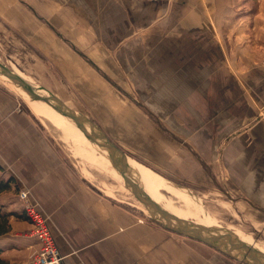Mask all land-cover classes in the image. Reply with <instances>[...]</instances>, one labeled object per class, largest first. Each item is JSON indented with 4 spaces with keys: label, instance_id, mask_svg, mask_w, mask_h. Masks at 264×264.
I'll return each mask as SVG.
<instances>
[{
    "label": "crops",
    "instance_id": "0c3cea01",
    "mask_svg": "<svg viewBox=\"0 0 264 264\" xmlns=\"http://www.w3.org/2000/svg\"><path fill=\"white\" fill-rule=\"evenodd\" d=\"M0 61L131 163L264 217V0H0ZM43 124L0 82V208L26 230L28 188L64 264H239L99 192Z\"/></svg>",
    "mask_w": 264,
    "mask_h": 264
},
{
    "label": "bare ground",
    "instance_id": "6f19581e",
    "mask_svg": "<svg viewBox=\"0 0 264 264\" xmlns=\"http://www.w3.org/2000/svg\"><path fill=\"white\" fill-rule=\"evenodd\" d=\"M21 77L27 81L29 79V77L28 79L24 76ZM1 78L10 82L5 76H1ZM10 83L24 94L19 87L12 82ZM26 103L29 106L28 108H30V110L38 116L42 122H45L50 126H48L49 129H52L59 140L67 146L73 157L77 158L81 163L82 161H85L90 164L100 166L104 168L113 178L117 179V181H122L120 174L111 165L110 158L105 149L87 138L83 130L74 124L71 119L65 116L56 107H52L43 101L28 99ZM76 111L78 112V110ZM127 162L132 177L137 180L145 192H147V194L170 215L196 224L203 229L212 230L214 228H220L232 231L247 244L264 252V241H255L251 235L242 232L240 229H232L230 226H223L219 224L214 216L205 211L198 197H195L186 190L177 187V185L175 186L172 183L167 182L160 175L149 170L145 166L138 164L135 161H132L131 163L130 158H127ZM82 171L86 176H89V172L86 168L82 167ZM101 191L109 196H112V192L108 187H105L104 190L101 189ZM138 208L141 209L145 215L149 216V212L143 205L138 206ZM223 250L231 256H238L236 250L233 248H224Z\"/></svg>",
    "mask_w": 264,
    "mask_h": 264
},
{
    "label": "water",
    "instance_id": "95a60500",
    "mask_svg": "<svg viewBox=\"0 0 264 264\" xmlns=\"http://www.w3.org/2000/svg\"><path fill=\"white\" fill-rule=\"evenodd\" d=\"M1 76H5L10 82L19 87L24 94L16 89L10 82L3 80ZM0 79L21 101L26 102L28 99L38 100L52 107H56L60 112L71 119L74 124L81 128L87 138L105 149L110 158L111 165L120 174L124 186L133 197L147 209L151 220L167 230L211 246L225 255L240 261L242 264H264V252L247 244L234 232L220 228H214L212 230L203 229L196 224L174 217L163 210L147 192H145L140 183L132 177L125 154L88 116L70 108L51 92L41 87L34 86L1 61ZM227 196L229 195L227 194ZM224 248L235 249L238 256L235 257L227 254V252L223 250Z\"/></svg>",
    "mask_w": 264,
    "mask_h": 264
},
{
    "label": "rangeland",
    "instance_id": "374dc122",
    "mask_svg": "<svg viewBox=\"0 0 264 264\" xmlns=\"http://www.w3.org/2000/svg\"><path fill=\"white\" fill-rule=\"evenodd\" d=\"M0 82L3 83L1 79ZM64 101L69 104L72 101L75 104L74 99L69 98L64 99ZM21 102L23 103V106L29 111L30 108H28L29 106L27 105V103L24 101ZM77 110L78 112L84 114L81 106H77ZM88 117L90 118V116ZM43 123L46 125L45 126L43 124L47 131V134L52 139V141H54L56 145L61 148V150L69 157L76 170L84 175L83 177L86 178L92 186H94L102 194L106 193L102 192L101 189L104 190L105 187H108L112 192L111 197L114 198V200L121 202L125 206L131 208L134 211H138L143 216L149 218V216L144 215L143 211L138 208V206L142 205L125 188L122 181H117V179L113 178L104 168L100 166L90 164L89 162L85 161H82L81 163L77 158L71 155L67 146L59 140L53 130L49 129L50 126L45 122ZM82 167L87 169V171L89 172V176L85 175V173L82 171ZM166 181L170 182L168 180ZM172 184L176 186V184ZM177 187L185 189L188 193L192 194L195 197H198L205 211L214 216L219 224L223 226H230L232 227V229H240L242 232L251 235L255 241H264V217L259 215V213L255 212L253 209H250V207H247V205L242 204L240 201H236V199H229V196H227V194L223 193L217 188H214L209 192H201L199 190L188 189L186 187L178 185ZM10 197H12V195H10ZM3 198L0 197V201ZM232 198L234 197L232 196ZM4 202H7L6 199H4ZM5 204L13 205V202ZM5 206L10 208L8 205ZM17 206V204H14L13 208H16ZM9 210L10 211L7 212H16V210L14 209ZM7 220L8 231L4 235L0 236V244H3V246L6 248L3 253L8 258L10 257L12 261L11 264H19L22 260H25L27 258L30 247L25 249V246L22 245L24 244L23 242L25 241V237H23L21 234H23L25 229H23L21 221L18 220L15 215H9ZM237 262H239V264H242L240 261Z\"/></svg>",
    "mask_w": 264,
    "mask_h": 264
},
{
    "label": "built area",
    "instance_id": "2783aa9c",
    "mask_svg": "<svg viewBox=\"0 0 264 264\" xmlns=\"http://www.w3.org/2000/svg\"><path fill=\"white\" fill-rule=\"evenodd\" d=\"M17 198L29 223L22 236L32 241L27 258L19 264H64L63 256L59 253L51 233L49 214L43 210L28 188H20Z\"/></svg>",
    "mask_w": 264,
    "mask_h": 264
},
{
    "label": "trees",
    "instance_id": "16d2710c",
    "mask_svg": "<svg viewBox=\"0 0 264 264\" xmlns=\"http://www.w3.org/2000/svg\"><path fill=\"white\" fill-rule=\"evenodd\" d=\"M3 168L0 166V193L10 189V181L11 178L8 177L7 179L2 178ZM17 189L16 186H14ZM10 214H14L17 217H21V214L15 212H6L0 208V236L4 235L8 231V216ZM5 249L4 246H0V264H10L9 260L1 256L2 251Z\"/></svg>",
    "mask_w": 264,
    "mask_h": 264
}]
</instances>
